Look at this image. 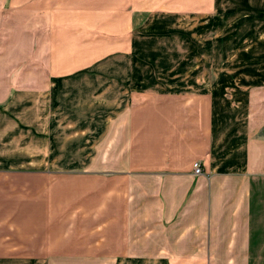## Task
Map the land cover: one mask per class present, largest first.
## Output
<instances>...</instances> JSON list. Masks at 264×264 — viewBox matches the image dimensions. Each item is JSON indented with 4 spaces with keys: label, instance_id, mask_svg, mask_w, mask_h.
<instances>
[{
    "label": "crops",
    "instance_id": "1",
    "mask_svg": "<svg viewBox=\"0 0 264 264\" xmlns=\"http://www.w3.org/2000/svg\"><path fill=\"white\" fill-rule=\"evenodd\" d=\"M260 179L264 0H0V264H257Z\"/></svg>",
    "mask_w": 264,
    "mask_h": 264
},
{
    "label": "rangeland",
    "instance_id": "2",
    "mask_svg": "<svg viewBox=\"0 0 264 264\" xmlns=\"http://www.w3.org/2000/svg\"><path fill=\"white\" fill-rule=\"evenodd\" d=\"M151 16L152 14H148L145 16L143 14H139L138 15L139 26L143 25L146 21H148V19ZM165 16L167 15H164V17ZM182 16L188 17L187 20H185L187 23H192L193 21L192 17H190L187 14L182 15ZM164 17H162L161 20L165 22L167 18H164ZM192 172H193V168H192ZM253 186L254 188L252 189L253 190L252 197H253L254 211H255L254 213L255 231H257L258 233L257 239L260 240V244L263 245L264 247V179H260L259 181L256 180ZM257 256H258L257 264H260V261L264 260V254H258Z\"/></svg>",
    "mask_w": 264,
    "mask_h": 264
},
{
    "label": "built area",
    "instance_id": "3",
    "mask_svg": "<svg viewBox=\"0 0 264 264\" xmlns=\"http://www.w3.org/2000/svg\"><path fill=\"white\" fill-rule=\"evenodd\" d=\"M193 173L197 174L200 171V166L198 165V162H194L192 165Z\"/></svg>",
    "mask_w": 264,
    "mask_h": 264
}]
</instances>
